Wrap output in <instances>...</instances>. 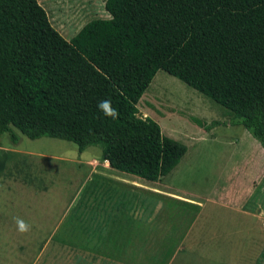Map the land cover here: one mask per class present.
Returning a JSON list of instances; mask_svg holds the SVG:
<instances>
[{
	"label": "rangeland",
	"instance_id": "obj_1",
	"mask_svg": "<svg viewBox=\"0 0 264 264\" xmlns=\"http://www.w3.org/2000/svg\"><path fill=\"white\" fill-rule=\"evenodd\" d=\"M36 1L66 41L108 18L105 0ZM136 109L186 147L154 183L111 172L98 146L80 155L70 142L29 140L12 128L0 136V264H264L259 144L229 125L221 106L163 71ZM86 175V210L65 217L61 207ZM16 217L30 232L16 231Z\"/></svg>",
	"mask_w": 264,
	"mask_h": 264
},
{
	"label": "trees",
	"instance_id": "obj_2",
	"mask_svg": "<svg viewBox=\"0 0 264 264\" xmlns=\"http://www.w3.org/2000/svg\"><path fill=\"white\" fill-rule=\"evenodd\" d=\"M103 9L107 19L66 41L36 0H0V136L12 128L78 153L98 146L111 170L154 183L186 152L136 116L163 71L221 106L264 151V0H105ZM102 100L117 119L103 117Z\"/></svg>",
	"mask_w": 264,
	"mask_h": 264
},
{
	"label": "crops",
	"instance_id": "obj_3",
	"mask_svg": "<svg viewBox=\"0 0 264 264\" xmlns=\"http://www.w3.org/2000/svg\"><path fill=\"white\" fill-rule=\"evenodd\" d=\"M93 161H94V159H92L90 161H87L85 163H86V165H91L93 163ZM76 162L81 163L79 160L76 161ZM103 163H104L103 166L105 167L107 163L106 162H103ZM108 170H110L111 172H115V171L111 170L109 167H108ZM108 170H106V171L108 172ZM86 182H87V175L84 176L83 180L76 185L74 194L70 197V199H69L68 203L66 204V206L65 207H61L63 214H65V217L67 215H69L70 211H72L74 209L77 210L78 212H81V211L85 212V210H86V194H85ZM77 193H79L78 194L79 196H81V193L84 194V195L82 196L83 199L80 198L78 200V205L74 207L75 200H76L77 197H79V196L76 197ZM71 233H75V232H73V231L68 229L67 234H71Z\"/></svg>",
	"mask_w": 264,
	"mask_h": 264
},
{
	"label": "clouds",
	"instance_id": "obj_4",
	"mask_svg": "<svg viewBox=\"0 0 264 264\" xmlns=\"http://www.w3.org/2000/svg\"><path fill=\"white\" fill-rule=\"evenodd\" d=\"M98 110L102 113L103 117L110 119H117L119 112L112 106L111 100H102L97 104ZM16 224V231L20 235L27 234L31 230V225L23 219L16 217L14 218Z\"/></svg>",
	"mask_w": 264,
	"mask_h": 264
}]
</instances>
